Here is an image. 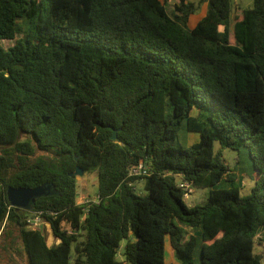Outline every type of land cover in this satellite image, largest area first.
<instances>
[{
  "label": "trees",
  "instance_id": "obj_1",
  "mask_svg": "<svg viewBox=\"0 0 264 264\" xmlns=\"http://www.w3.org/2000/svg\"><path fill=\"white\" fill-rule=\"evenodd\" d=\"M199 2L193 25L192 0H0V249L12 263L17 243L25 264H168L169 243L180 264L197 251L200 264H264V0L233 25L231 0ZM140 163L150 175L129 176ZM76 166L98 175L81 204ZM182 181L208 188L205 203L188 206ZM45 185L31 208L11 206L9 187ZM39 212L52 245L28 226Z\"/></svg>",
  "mask_w": 264,
  "mask_h": 264
},
{
  "label": "rangeland",
  "instance_id": "obj_2",
  "mask_svg": "<svg viewBox=\"0 0 264 264\" xmlns=\"http://www.w3.org/2000/svg\"><path fill=\"white\" fill-rule=\"evenodd\" d=\"M196 4L199 5V10L196 13V15L193 17V25L197 23L199 19H201L205 13L206 9V4H200L199 0H192ZM232 5H233V11H232V16H231V24L233 25L234 23V17L236 14H240L242 12V9H247L252 7L253 0H231ZM168 12L170 15H173L174 12V4L170 3L168 5ZM1 44L5 47H8L11 45L9 41H2ZM199 137L195 134H191L189 137V143L192 144L195 141H198ZM224 158L226 162L229 164L230 168L234 171L235 166H236V157H237V152L226 149L223 152ZM238 178V186L240 187L241 195L246 196L251 192V189L254 186V183L250 180L249 177L247 176H237ZM231 184L223 180L217 188L222 189V188H228ZM77 186H78V203H84L87 200H92L97 197L98 193V175L96 171H91L85 173L83 176H78L77 177ZM136 189L137 193L144 195L145 192V184L144 181L138 180L136 182ZM209 189H195L193 193L189 196L184 198V201L188 206H195L199 204L205 203L207 199ZM40 230L46 237L48 244L52 245L54 243V237L52 235V232L50 230L49 224H42L39 226ZM189 236V234H188ZM131 237L129 239H124L119 247L118 254H117V259L119 261H124V249L126 244L131 241ZM14 248L17 250V253L14 254V259L13 263L10 261L9 257L3 256V251L0 249V264H25V254L22 250V247L19 246V244H15ZM254 253L256 255L261 256L262 262L264 263V228L260 230L257 238H256V243L254 246ZM8 260V262H7ZM166 262L168 264H180L179 260L175 256L174 252L171 250L170 244L167 243L166 246ZM194 264H200L199 260V251H197L195 259H194Z\"/></svg>",
  "mask_w": 264,
  "mask_h": 264
},
{
  "label": "water",
  "instance_id": "obj_3",
  "mask_svg": "<svg viewBox=\"0 0 264 264\" xmlns=\"http://www.w3.org/2000/svg\"><path fill=\"white\" fill-rule=\"evenodd\" d=\"M113 140L117 139V131H113V135L111 137ZM85 174V170L80 166H76L71 176H83ZM51 193V186H39L36 188H24V187H9L7 189V197L11 204V206L17 209H28L33 206L36 199L38 197H42L45 195H49ZM1 210V207H0Z\"/></svg>",
  "mask_w": 264,
  "mask_h": 264
},
{
  "label": "built area",
  "instance_id": "obj_4",
  "mask_svg": "<svg viewBox=\"0 0 264 264\" xmlns=\"http://www.w3.org/2000/svg\"><path fill=\"white\" fill-rule=\"evenodd\" d=\"M150 175V169L146 167L143 163H140L138 166L133 167L130 170L129 176H147ZM180 188L185 191V198L189 197L193 191L194 187L188 181H182L179 184ZM28 226L31 229H40L39 226L42 224H46L45 220L42 217V213H36L33 217L28 219Z\"/></svg>",
  "mask_w": 264,
  "mask_h": 264
},
{
  "label": "crops",
  "instance_id": "obj_5",
  "mask_svg": "<svg viewBox=\"0 0 264 264\" xmlns=\"http://www.w3.org/2000/svg\"><path fill=\"white\" fill-rule=\"evenodd\" d=\"M192 234H194V232H192L191 230H189V236H191Z\"/></svg>",
  "mask_w": 264,
  "mask_h": 264
}]
</instances>
